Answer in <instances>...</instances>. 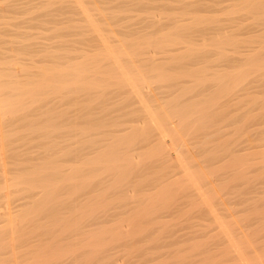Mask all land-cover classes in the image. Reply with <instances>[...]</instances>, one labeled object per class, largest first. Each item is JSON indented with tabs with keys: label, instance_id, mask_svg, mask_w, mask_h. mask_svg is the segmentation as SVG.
I'll return each mask as SVG.
<instances>
[{
	"label": "rangeland",
	"instance_id": "obj_1",
	"mask_svg": "<svg viewBox=\"0 0 264 264\" xmlns=\"http://www.w3.org/2000/svg\"><path fill=\"white\" fill-rule=\"evenodd\" d=\"M263 52L264 0H0V264H264Z\"/></svg>",
	"mask_w": 264,
	"mask_h": 264
},
{
	"label": "bare ground",
	"instance_id": "obj_2",
	"mask_svg": "<svg viewBox=\"0 0 264 264\" xmlns=\"http://www.w3.org/2000/svg\"><path fill=\"white\" fill-rule=\"evenodd\" d=\"M260 28V27H259ZM259 36V35H258ZM261 37V36H260ZM249 43V42H248ZM252 43V42H251ZM253 46V45H252ZM264 53V52H263ZM262 61H263V59H262ZM263 66V65H262ZM261 66V67H262ZM264 67V66H263ZM263 70H264V68H263ZM264 72V71H263ZM128 76V75H127ZM54 79L57 81V82H59V83H62L63 81H64V75L63 74H60V75H57V76H54ZM263 79V78H262ZM125 82H126V85H128V86H130V85H134V83H135V81L132 79V78H125ZM263 82V81H262ZM261 82V83H262ZM75 89H83V90H87L86 92L88 93V90L89 91H96V90H98V89H100L102 86L100 85V84H98L97 82H94V81H89L88 79H81V78H78L76 81H75ZM43 85L44 84H42L41 86H39V87H37L36 88V90H35V95H42V93H43ZM262 89H264V88H262ZM261 89V90H262ZM264 99V98H263ZM175 114L176 115H179V116H185L186 115V112L185 111H176L175 112ZM170 115H167V118H165V120H162L163 122V124L165 125V121H168V119H170ZM152 122H153V120H152ZM161 123V124H162ZM86 124H87V127H86V134H87V132H90V131H87V128H88V130H92V128L94 127V129L95 128H99V130H100V128L101 129H103L104 127H105V123H103V122H100V121H90V119L88 118V121L86 122ZM105 124V125H104ZM104 125V126H103ZM91 128V129H90ZM99 135V134H98ZM148 135V134H147ZM264 139V138H263ZM88 145V144H87ZM89 147V146H88ZM108 157H109V167H116L117 165L115 164L116 162L114 161V160H116L117 161V159H115V158H113L114 157V155H113V153H110L109 155H108ZM114 159V160H113ZM118 162V161H117ZM118 164V163H117ZM112 165V166H111ZM90 180V178H87V180ZM89 184V183H88ZM87 184V185H88ZM90 185V184H89ZM88 185V186H89ZM91 186V185H90ZM88 188V187H87ZM7 214V213H6Z\"/></svg>",
	"mask_w": 264,
	"mask_h": 264
}]
</instances>
